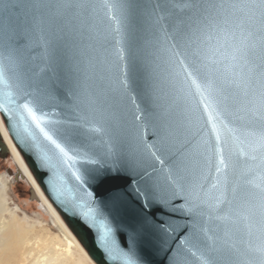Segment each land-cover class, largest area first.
<instances>
[{"label":"water","instance_id":"obj_1","mask_svg":"<svg viewBox=\"0 0 264 264\" xmlns=\"http://www.w3.org/2000/svg\"><path fill=\"white\" fill-rule=\"evenodd\" d=\"M185 2L188 0H21L23 4L36 6L28 9L29 19L35 17V22L22 29L5 30L0 25V66L6 68L13 85L7 91L16 105L23 104L31 97H25L20 89L34 93L33 82L44 77L48 86L41 91L49 94V98L42 108L49 122L48 130L74 159L64 163L58 150L43 139L23 109L5 113L0 107V116L39 187L96 264H126V261L110 259L100 246L96 231L82 216L89 207L99 206L108 216L115 240L113 254L128 253L134 264H202V260L185 251L192 244L199 248L197 256L202 254L211 264H249L252 257L247 253L248 246L264 243V234L258 227L253 226L250 231L245 222L215 218L231 215V208L227 203L214 207V197L219 191L213 190L211 184L217 174L202 155L206 144L215 143L212 125L199 95L173 75L180 69L169 62L166 51L172 43L168 37L175 24L188 15L174 5ZM106 3L131 6L113 10L112 14L121 16V25L109 19ZM116 27L120 28L119 33L113 30ZM44 41L49 43L46 45ZM118 50L123 51V60L117 59ZM49 56L52 61L47 59ZM129 57L136 64L134 73L129 72ZM231 63L234 62L226 60L225 67ZM126 75L129 88L121 90L119 82ZM226 75L235 81L231 90L244 100V69L228 67ZM151 76L159 80L161 103L180 126L176 148L193 154L190 178L193 184H202L204 188L205 204L193 212L187 210L189 203L184 194L173 197L170 190H162L159 195L168 203L149 209L143 206V198L137 199L133 193L147 180L145 171L153 176L162 175L161 170L166 171L171 163L168 157L161 158L166 163L148 157L144 145L154 144L156 135L149 126L137 128L141 122L133 119L134 115H142L137 106L144 107L143 93ZM4 91L0 85V105L7 103ZM122 92L123 102L113 103ZM17 113L23 114L24 120ZM78 121L83 124L80 134L65 139L68 123ZM93 128L103 131H91ZM237 136L233 148L239 149L240 141L247 147L250 137L243 127ZM109 144L114 155L105 157L102 154ZM0 150H5L1 139ZM122 153L134 156L140 161L139 166H126V175L110 176L103 182L90 179L87 169L92 165L85 163V158H100L108 166H117L124 163ZM259 163L241 158L237 167L248 172L251 166L253 171L248 172V179L258 183ZM73 173L82 179L77 180ZM230 179L234 181L235 177L230 174ZM231 188V183L223 188L226 201L233 199ZM201 228L207 229V235ZM252 264L256 262L253 260Z\"/></svg>","mask_w":264,"mask_h":264},{"label":"snow or ice","instance_id":"obj_2","mask_svg":"<svg viewBox=\"0 0 264 264\" xmlns=\"http://www.w3.org/2000/svg\"><path fill=\"white\" fill-rule=\"evenodd\" d=\"M104 6L109 10V19L116 25H121L122 19L121 16L112 14L113 10L131 7L114 3H106ZM35 7L21 3V0H0V25L5 30H10L22 29L34 23L35 17L29 19L28 9ZM64 7L71 8L72 5ZM174 7H179L188 15L186 19L175 24L172 34L168 37L172 41L166 49L169 62L179 66L180 71L174 72L173 75L180 77L182 83L189 89L195 90L204 111L208 113V122L212 125L215 143L206 144L205 153L202 155L205 163L214 167L217 174L215 183L211 184L213 190L219 191V195L214 197L216 202L214 207L219 208L220 205L227 203L231 208V215L215 218L221 220L234 218L233 222H245L250 231L253 226L258 227L264 234V0H218V2L212 0L209 3L188 0ZM157 8L161 6L157 5ZM113 30L120 32L119 27ZM44 43L47 45L49 42L44 41ZM116 55L117 59H124L122 50H118ZM47 59L52 61L53 57L49 56ZM226 60L234 62L228 67L235 69L239 66L246 72L244 100H240L231 90V85L235 81L226 75L228 71V67L224 64ZM135 69V61L129 57V72L134 73ZM41 71L44 72L43 69ZM242 74L233 72V75ZM128 80L127 75L120 80L121 90L129 88ZM150 80L143 93L144 107L137 106L142 115H134L133 119L141 122L136 125L137 128L142 125L149 126L156 135L154 144L144 145L148 157L153 161L160 159L161 163L167 162L161 159L162 157H168L171 163L166 171L161 170L162 175L153 176L145 171L147 180L143 187L138 186L133 193L137 199L143 198V206L149 209L153 206L163 207L168 203L159 195L162 190H170L173 197L184 194L189 203L187 210L193 212L205 204V200L202 199L203 185L193 184L190 178L189 165L193 154L179 152L176 148L178 136L181 134L180 126L171 119L168 109L161 103L159 80L155 76H151ZM33 83L34 93L20 89L25 97L31 99L16 105L12 94L7 91L13 85L9 82L6 68L0 66V85L5 89L3 96L7 101L0 107L5 113L23 109L43 139L58 150L64 158V163H67L74 157L70 156L65 146L50 133L47 127L49 122L46 121L43 113L42 106L47 103L49 94L41 89L47 88L48 85L44 77ZM17 87L19 88V85ZM123 99L122 92L119 99L114 100L113 103L119 105ZM10 105H15V108ZM17 114L20 120H24L23 114ZM81 127L83 124L79 121L76 124L69 122L65 130V139L79 135ZM241 127L245 129L250 141L247 142V147H244L245 142L240 141L241 147L234 149L232 145L238 141L237 132ZM91 131L101 132L103 129L93 128ZM102 155L105 157L114 155L113 146L107 145ZM241 158L253 162L259 160L260 163L256 166L260 172L258 183L248 179V172L253 171L251 166L248 172L238 170L237 164ZM121 159L124 161L123 164L108 166L100 158H85V163L92 165L87 169L90 179L103 182L110 176L126 175V166L135 167L140 164L134 156H125L123 153ZM230 174L235 177L234 181L230 179ZM73 175L77 180L82 179L76 173ZM230 183L233 199L226 201L223 198V188ZM199 215L203 216L204 213L200 211ZM82 216L85 223L96 231L98 243L108 252L110 259H124L126 264H134L129 260L128 253H120L119 256L113 254L115 250L113 230L108 216L101 207H89ZM144 222L147 224V218ZM201 231L207 235L206 228H201ZM208 239L212 238L208 237ZM201 244L206 245V241H202ZM194 248L196 251H193ZM185 251L188 255L202 260V264H211L209 258L203 257L202 254L197 256L199 248L195 244ZM247 253L252 257L249 264H252L253 260L256 264H264V243L259 246H248Z\"/></svg>","mask_w":264,"mask_h":264},{"label":"rangeland","instance_id":"obj_3","mask_svg":"<svg viewBox=\"0 0 264 264\" xmlns=\"http://www.w3.org/2000/svg\"><path fill=\"white\" fill-rule=\"evenodd\" d=\"M0 139L6 148L0 150V233L10 224L23 233L16 246L0 249V254L10 253V261L0 264H94L35 180V184L30 180L13 144L1 134Z\"/></svg>","mask_w":264,"mask_h":264},{"label":"bare ground","instance_id":"obj_4","mask_svg":"<svg viewBox=\"0 0 264 264\" xmlns=\"http://www.w3.org/2000/svg\"><path fill=\"white\" fill-rule=\"evenodd\" d=\"M0 134L2 135V137L4 138L5 142L8 143V144H13L12 145V149L14 150V152L19 156V158L21 159V161L23 162L26 170L29 173V178L30 180L33 182V180H35L36 184L38 185L36 179L34 178V176L32 175L30 169L28 168L27 164L25 163L22 155L19 153L18 149L16 148V146L14 145L12 139L10 138L7 130H6V127L3 123V120L0 116ZM12 142V143H11ZM11 146V145H10ZM6 149V148H5ZM21 174H19L20 176ZM35 182H33L35 184ZM39 187V185H38ZM40 188V187H39ZM40 190L42 191V189L40 188ZM43 193V191H42ZM44 194V193H43ZM45 195V194H44ZM47 198V197H46ZM50 202V201H49ZM51 204V203H50ZM52 205V204H51ZM53 206V205H52ZM61 217V216H60ZM62 218V217H61ZM63 220V219H62ZM14 221V219H13ZM64 221V220H63ZM16 222V221H15ZM65 223V222H64ZM2 224V223H1ZM5 224V223H4ZM18 226H19V223H18ZM67 226V225H66ZM2 226H0V229H1ZM68 227V226H67ZM69 229V228H68ZM70 230V229H69ZM71 232V231H70ZM71 234L73 235V233L71 232ZM74 236V235H73ZM23 237V233L21 231V229L19 231H14V229L12 228L11 224H10V227L6 228V230L3 232V233H0V249L3 248L4 250H7L9 248H13V246H16L22 239ZM75 237V236H74ZM76 239V237H75ZM84 252H85V255L90 259V257L88 256V254L86 253L85 249L83 248ZM10 261V253H4V251L0 254V262H4V261ZM93 262V261H92ZM94 263V262H93ZM96 264V263H94Z\"/></svg>","mask_w":264,"mask_h":264}]
</instances>
